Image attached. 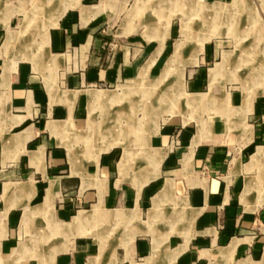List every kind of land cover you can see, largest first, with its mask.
<instances>
[{
    "label": "crops",
    "instance_id": "crops-1",
    "mask_svg": "<svg viewBox=\"0 0 264 264\" xmlns=\"http://www.w3.org/2000/svg\"><path fill=\"white\" fill-rule=\"evenodd\" d=\"M150 1L0 0V264L263 263L264 207L256 193L241 205L230 181L262 149L264 91L242 107L231 89L234 108L206 120L146 122L154 108L125 83L146 64L167 66L146 61V27L161 11ZM210 1L224 18L235 7L240 20H260L249 0ZM188 41L173 48L176 59L200 55L183 82H215L220 62L211 79L203 68L218 47ZM254 49L245 45L239 59ZM254 66L243 82L264 84V59Z\"/></svg>",
    "mask_w": 264,
    "mask_h": 264
},
{
    "label": "rangeland",
    "instance_id": "rangeland-1",
    "mask_svg": "<svg viewBox=\"0 0 264 264\" xmlns=\"http://www.w3.org/2000/svg\"><path fill=\"white\" fill-rule=\"evenodd\" d=\"M159 1L160 0H151L150 3H159ZM215 1L216 0H214V2ZM249 1L255 7L256 15L260 18L259 22L251 21L250 24L249 22L240 20L238 9L235 7L229 9V11L234 12L231 17L234 16L235 18H233V20L230 17L224 18V16L229 14L224 10H220V4L212 8V1L210 0H202L204 8L200 7V11L185 8L188 7V5L185 4L188 0H184V3L180 1L179 3L183 6L182 12L180 4L175 3V0H161L159 5L161 11L157 14L158 17L154 15L150 20V17H148L149 14L146 13V23L150 20L156 25L153 29H148L146 27V61H152L154 58H167V66L165 68L161 70L153 69L146 64V76L142 73L140 77H135L131 81L125 83V86L132 87V91L135 93H139L140 95L145 93L146 105L149 104L151 108H154L152 111L153 113H151L152 115L146 113V122L155 119L154 127L157 128L158 118L167 119L170 117L183 116L182 119L187 122H190L192 119L206 120L207 113L211 114L217 109H224L225 107L230 109L234 108L233 101L227 99L228 92H230L231 89L238 94V97L242 96L244 98L242 107H245L248 102L250 103V99L258 93V91H264V84L262 83L243 82V80L252 79L254 75L259 73V68H256L254 65L264 59V55L261 52V48H264V44L261 41V37L258 35V33L264 30V7L261 6L259 0ZM216 2L219 1L217 0ZM220 2L221 5H223L229 4L231 1L221 0ZM215 12L219 18L216 17V22L213 25L210 18L205 19L204 17L206 15L212 17ZM152 15L153 14H151V16ZM201 39L204 40L202 48H205L207 45H216V47H218L215 59H212L210 64L203 68L205 75H208L211 79V68L219 62L220 69L217 70L215 82L211 84L207 82L202 85H190L183 82L189 69V67L187 68L185 66L194 64L192 63L193 61H195V63L198 62V56H200L199 52L194 53V51H192V53H188L186 51L181 53L179 58L176 59L173 48H175V43L178 40L182 42L189 40L185 48L192 50L194 46L191 45L196 44ZM159 43L165 47V51H161V53L156 51ZM249 43H252L255 47L254 51H252L249 56L248 54L245 55L242 60L239 59L238 54H240L245 45ZM224 47L234 50L228 54V52L225 53L223 51ZM239 49L241 50L239 51ZM228 55L230 56L228 57ZM248 57H250V60ZM228 60L231 62L233 61L235 65L229 67L227 65L229 63ZM142 76H145V82H139L142 80ZM218 80H221L222 83L217 82ZM229 80L233 82L223 83V81ZM203 93H207V96H209L208 100L206 102L201 101L198 104L196 95H201ZM157 102H159L160 106L158 110L156 109ZM135 108H139L137 104ZM147 108L150 107L147 105ZM260 123L264 128V114L262 115ZM260 145H262V149H264V142ZM253 150L250 155L253 153ZM248 160L249 156L243 163L246 164ZM246 171L243 172L240 170L241 173L236 172L235 177H233V179L231 178L230 181L233 185L232 189L236 201L241 205H245L243 203L244 200H252L255 195L254 193H256L255 185L257 179L255 178L258 177L259 173L264 174V158L250 170L246 168ZM247 185L249 189L251 188L250 194L248 195L245 192ZM262 204L264 203L256 204L259 205L257 209L262 206L264 207ZM261 254L262 253H260V256ZM262 262V264H264L263 254Z\"/></svg>",
    "mask_w": 264,
    "mask_h": 264
},
{
    "label": "bare ground",
    "instance_id": "bare-ground-1",
    "mask_svg": "<svg viewBox=\"0 0 264 264\" xmlns=\"http://www.w3.org/2000/svg\"><path fill=\"white\" fill-rule=\"evenodd\" d=\"M181 2L184 3V0H180ZM241 0H234V3L238 4ZM185 4L188 5V8L190 6H194L193 4H195V2H185ZM242 6V5H241ZM157 7H159V5L157 4ZM226 7V6H225ZM222 8V7H221ZM160 98V97H159ZM199 102V101H198ZM199 104V103H198ZM170 105V104H169ZM169 110V109H168ZM146 112H148L147 110V105H146ZM201 123V122H200ZM153 125V124H152ZM154 126V125H153ZM264 156V149H257L255 151V153H253L251 155V159L250 162L248 163V169H251L255 164H259L260 160ZM257 179V183L255 185V190H256V198L254 199V205L256 204H261L264 203V174L263 173H259ZM251 189V188H250ZM249 187H246L245 192H249L250 191Z\"/></svg>",
    "mask_w": 264,
    "mask_h": 264
}]
</instances>
